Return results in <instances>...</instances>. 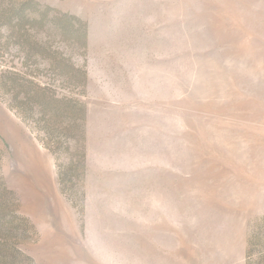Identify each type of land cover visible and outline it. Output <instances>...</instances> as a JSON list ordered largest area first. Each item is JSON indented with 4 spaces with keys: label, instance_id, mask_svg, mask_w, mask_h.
<instances>
[{
    "label": "rangeland",
    "instance_id": "rangeland-1",
    "mask_svg": "<svg viewBox=\"0 0 264 264\" xmlns=\"http://www.w3.org/2000/svg\"><path fill=\"white\" fill-rule=\"evenodd\" d=\"M0 264H264V0H0Z\"/></svg>",
    "mask_w": 264,
    "mask_h": 264
}]
</instances>
